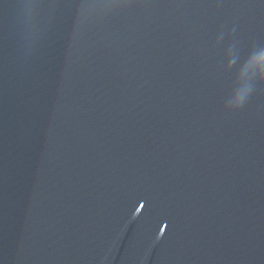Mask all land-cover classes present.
<instances>
[{
	"label": "clouds",
	"instance_id": "9594fccd",
	"mask_svg": "<svg viewBox=\"0 0 264 264\" xmlns=\"http://www.w3.org/2000/svg\"><path fill=\"white\" fill-rule=\"evenodd\" d=\"M223 37L221 36V39ZM231 56L230 62H235L240 58V53L236 50V45L232 44L228 47L226 56ZM246 65L255 68V71L251 73L248 81L241 85L239 79L235 78L234 87L231 93V102L229 107H242L248 99L251 97L255 84L260 81H264V45L253 46L244 58Z\"/></svg>",
	"mask_w": 264,
	"mask_h": 264
}]
</instances>
